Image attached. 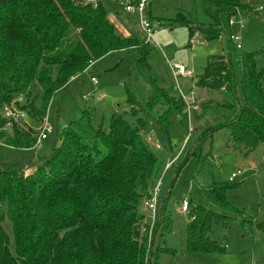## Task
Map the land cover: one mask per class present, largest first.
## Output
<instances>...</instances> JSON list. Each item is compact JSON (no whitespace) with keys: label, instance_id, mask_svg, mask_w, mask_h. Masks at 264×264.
<instances>
[{"label":"trees","instance_id":"obj_1","mask_svg":"<svg viewBox=\"0 0 264 264\" xmlns=\"http://www.w3.org/2000/svg\"><path fill=\"white\" fill-rule=\"evenodd\" d=\"M103 3L0 0V145L33 147L34 126L43 121L52 98L106 54L136 52L131 74L148 86L144 96L131 75L124 85L128 111L114 112L107 130L94 107L84 108L78 119L56 128L50 154L32 173L0 166V264H161L162 255L176 254L167 243L173 228L166 207L170 192L156 208L153 224L144 206L163 163L143 134L151 123L169 138L172 118L185 114L184 102L164 86L149 59L153 46L140 30L132 36L117 34ZM200 5L206 20L184 13L172 19L187 28L189 39L200 33L211 41L225 34L230 45L224 18L235 15L236 9L242 16L254 13L246 0H201ZM72 29L77 31L74 37ZM258 55L264 56V48L240 52V96L230 55L208 56L194 80V87L230 96L217 104L224 110V120L203 129L201 135L228 128L233 150L245 155L264 142V69L256 66ZM10 103L32 122L30 130L2 116L3 105ZM200 106L206 110L207 104ZM169 150L171 157V146ZM192 154V150L186 153L183 162ZM180 165L174 166L175 176ZM235 179L201 186L203 199L213 209L195 194L187 198V251H226V245L210 234L215 226L228 228L244 214L226 198L228 189L242 183ZM5 217L11 236L1 227ZM240 223L260 231L264 244V220L243 218Z\"/></svg>","mask_w":264,"mask_h":264},{"label":"rangeland","instance_id":"obj_2","mask_svg":"<svg viewBox=\"0 0 264 264\" xmlns=\"http://www.w3.org/2000/svg\"><path fill=\"white\" fill-rule=\"evenodd\" d=\"M122 1L104 0L103 4L116 33L120 36H127L126 33L132 36L137 31L139 32V28L132 24L136 23L135 16L128 18L129 14L123 11ZM250 1L246 0L247 4L254 9V13L244 14L242 17L244 28L241 31L242 48L240 50L233 42L228 45L225 34L211 41L204 40L200 33H196L189 39L187 28L178 21H172L177 13H184L187 17L193 15L198 19L206 20L207 18L202 14L201 0H153L147 7L146 12L150 13L151 20L156 25L154 39L157 44L156 46L151 42L150 46L153 48L149 53V59L162 78L164 86L177 96L175 86L178 83L185 93L189 94L192 91L196 93V96L198 95V104H207V107L203 106L206 110L199 106V115H195L197 111L191 113L190 123L194 130L185 143L184 139L188 133L186 114L182 116L177 114L172 118L169 138L151 123L146 125L143 134V138L148 136L154 143L159 144L160 149L154 151L162 162L167 160V157L170 158L169 146L172 148L173 156L181 149L174 165L164 171V166L161 165L158 173L160 186L157 210L162 198L170 192L166 207L172 216L173 228L167 236V243L176 250L174 256L162 255L161 264H264V244L261 232L249 223L244 226L240 223L243 218L252 221L264 220V142L245 155L233 150L228 128L216 129L201 135L203 129L224 120V110L217 104L229 100L230 96L222 91L194 87L196 75L203 70L208 56L230 55L236 82L235 90L237 96L241 95L240 64L238 63L240 52L245 53L264 48V0ZM253 4L256 9L252 7ZM224 21L228 31L230 26L226 18ZM235 30L233 28L232 32ZM75 35L77 31L72 29L70 37ZM136 57V52L118 50L96 60L82 76L73 80L49 102L46 122L53 132L42 141L41 148L20 151V149L0 145V166L21 168L22 171L23 166L33 171L37 169L51 152V147L55 142L56 128H61L70 120L78 119L84 108L94 107L98 120L107 130L114 112L128 111L124 102L126 97L124 85L134 76L131 73ZM167 62L184 63L188 69L193 70L192 75L190 77L179 76L175 79L171 75ZM256 66L258 69H264V56L258 55ZM91 77H94L97 83H93ZM132 83L136 84L137 89L144 96L148 94L147 84L138 79V76L132 78ZM262 85L264 87V78ZM128 114L126 118L131 120ZM27 120L30 124L32 123L28 118ZM148 145L152 148L151 144ZM190 150L194 154L183 162L186 153ZM35 158L37 160H34ZM179 165L181 168L175 176L174 166ZM238 169L242 171V174L238 175L235 180H242V183L238 188L228 189L226 198L235 206L244 209V214L236 216L228 228L215 226L210 234L212 238L226 245V251L215 254L187 251L185 230L189 215L180 211L182 200L195 194L204 204L213 209L203 199L201 186L225 182L227 177ZM140 208L142 210L143 207ZM1 227L8 235H12L11 223L7 217L3 219Z\"/></svg>","mask_w":264,"mask_h":264},{"label":"built area","instance_id":"obj_3","mask_svg":"<svg viewBox=\"0 0 264 264\" xmlns=\"http://www.w3.org/2000/svg\"><path fill=\"white\" fill-rule=\"evenodd\" d=\"M153 0H123V7L124 12L128 13L129 16H135L136 18V24L141 31V33L144 36L145 42L147 43H154L156 46V41L154 39L155 31H156V25L155 23L149 19L147 15V7ZM236 14L229 17L227 19V23L230 26L229 29V39L235 44L237 49H241V31L244 28V23L242 19L241 12L236 9ZM235 28V32H232V29ZM92 63V62H91ZM167 65L169 67V70L171 72V75L177 79L179 76L183 77H190L192 75V70L188 69L187 66L184 63H178V62H167ZM91 81L93 83H97V80L94 77H91ZM175 88L177 89V96L181 98L184 102V113L187 116L188 120V133L184 139V143L189 139L190 135L192 134L194 128L192 127L190 123L191 119V113L193 111L198 110L199 104L197 102V96L194 92H189V94L185 93L181 90L178 83H176ZM20 99V98H17ZM2 116L10 121L17 122L23 129L29 130L32 128V125L29 123V121L26 119V114L17 109L13 103L10 104H4L1 109ZM34 134L35 137V143L33 147H39L41 145V142L47 138L48 134L52 133V128L47 124L46 122V116L43 118V121L39 123L36 127H34ZM145 140L148 144L152 145V148L154 150L160 149V146L157 142H153L150 137H145ZM1 142V141H0ZM181 149L179 152L171 156L170 158L167 157V160L164 164V169H168L171 167L176 159L178 158V155L180 154ZM242 174V171L240 169L236 170L235 172H232L228 177V181H233L238 175ZM159 186H160V178L155 182L150 198L144 203L145 208L150 211V218L152 219V224L155 218L156 208H157V200H158V192H159ZM180 211L182 212H188V204L187 199H183ZM152 226V225H151Z\"/></svg>","mask_w":264,"mask_h":264},{"label":"crops","instance_id":"obj_4","mask_svg":"<svg viewBox=\"0 0 264 264\" xmlns=\"http://www.w3.org/2000/svg\"><path fill=\"white\" fill-rule=\"evenodd\" d=\"M248 2H251L250 0H248ZM254 2V1H253ZM252 7H254L255 9H256V7L254 6V4H253V6ZM127 35H128V33H126ZM95 63V61L94 62H92L91 63V65L92 64H94ZM90 65V66H91ZM169 68V67H168ZM193 71V70H192ZM189 89H191L190 87H189ZM197 101H198V95H197ZM199 106H200V104H199ZM201 108V107H200ZM200 108H198V110H196L197 112H196V114L195 115H199V113H198V111L200 110ZM45 140V139H44ZM42 143V142H41ZM3 146H6V145H3ZM41 146L42 145H40L39 146V148L38 147H31V148H28L27 149V151H32V150H39L40 148H41ZM49 147V146H48ZM38 148V149H37ZM22 150H25V149H20V151H22ZM34 153H37L36 151H34ZM177 153H178V151H177ZM38 154V153H37ZM34 160H37V158H35ZM166 162V161H165ZM165 162H162L163 164H161V165H163L164 166V164H165ZM175 163V162H174ZM32 171L33 170H29L28 168H26V167H24L23 166V173L25 174V175H27V174H30V173H32Z\"/></svg>","mask_w":264,"mask_h":264}]
</instances>
